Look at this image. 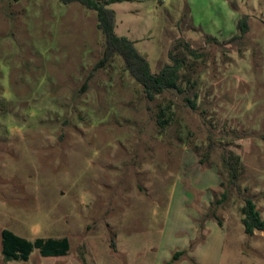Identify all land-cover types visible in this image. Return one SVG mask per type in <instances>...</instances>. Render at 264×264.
Segmentation results:
<instances>
[{
	"label": "rangeland",
	"instance_id": "374dc122",
	"mask_svg": "<svg viewBox=\"0 0 264 264\" xmlns=\"http://www.w3.org/2000/svg\"><path fill=\"white\" fill-rule=\"evenodd\" d=\"M108 7L152 72L183 61L180 90L148 100L121 57L97 68L105 38L80 3L0 0V264H170L179 251L171 264H199V246L264 264V232L246 235L241 213L250 198L264 218V0ZM3 230L40 243L6 261Z\"/></svg>",
	"mask_w": 264,
	"mask_h": 264
},
{
	"label": "trees",
	"instance_id": "16d2710c",
	"mask_svg": "<svg viewBox=\"0 0 264 264\" xmlns=\"http://www.w3.org/2000/svg\"><path fill=\"white\" fill-rule=\"evenodd\" d=\"M64 4L80 3L89 10L97 13V28L101 31L105 38V50L103 59L97 68L103 67L114 56L122 58L125 68L129 75L143 88V92L148 100H153L156 96L161 95L165 91L180 90L179 82L181 80V69L183 61L174 59L171 64H166L159 72L154 73L150 69V65L145 57H143L135 48L133 42L124 37H120L116 33V13L108 7L109 4L128 2L132 0H109L103 2L101 0H60ZM248 16H244L238 21V30L240 36L234 37L232 41L238 40L246 35L249 31ZM213 41L217 42L215 39ZM178 46H183L190 55H197L196 51L187 43L180 42ZM171 56V53H170ZM169 117L161 110L158 115V124L164 128L168 123ZM238 160V158H237ZM234 177L235 169L230 166ZM242 224L246 235H253L255 231L264 232V218L256 204L250 198L245 200V204L241 208ZM40 242H30L25 240L9 230L2 231V254L6 261L22 260L27 261L35 248ZM56 245H61L63 251L68 250L67 240L61 241ZM59 251L56 252L58 255ZM184 254V251L176 252L173 255L171 263L176 262ZM170 263V264H171Z\"/></svg>",
	"mask_w": 264,
	"mask_h": 264
},
{
	"label": "crops",
	"instance_id": "0c3cea01",
	"mask_svg": "<svg viewBox=\"0 0 264 264\" xmlns=\"http://www.w3.org/2000/svg\"><path fill=\"white\" fill-rule=\"evenodd\" d=\"M208 231V228L204 230L206 233ZM209 240V235L206 237V242ZM198 250H200V246L197 248V251L193 254L195 259L198 261L199 264H218V259H219V252L214 253V254H207L206 258H201L198 256ZM200 255V253H199Z\"/></svg>",
	"mask_w": 264,
	"mask_h": 264
}]
</instances>
